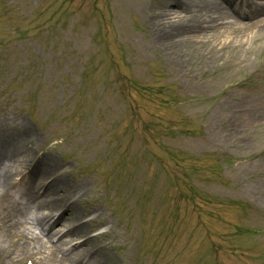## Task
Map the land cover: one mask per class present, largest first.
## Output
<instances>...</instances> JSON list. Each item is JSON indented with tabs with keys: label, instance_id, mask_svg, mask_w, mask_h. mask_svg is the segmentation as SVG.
Instances as JSON below:
<instances>
[{
	"label": "rangeland",
	"instance_id": "obj_1",
	"mask_svg": "<svg viewBox=\"0 0 264 264\" xmlns=\"http://www.w3.org/2000/svg\"><path fill=\"white\" fill-rule=\"evenodd\" d=\"M0 125V264H264V0H0Z\"/></svg>",
	"mask_w": 264,
	"mask_h": 264
},
{
	"label": "bare ground",
	"instance_id": "obj_2",
	"mask_svg": "<svg viewBox=\"0 0 264 264\" xmlns=\"http://www.w3.org/2000/svg\"><path fill=\"white\" fill-rule=\"evenodd\" d=\"M181 23V22H180ZM2 125H0V129H1ZM5 152V153H4ZM10 149L8 148H4V151L2 149V147L0 148V153H3V155L1 156L0 154V189H2V193L0 194V201L1 199H4L3 196H5V189L7 190V187L9 185V181L13 176V171L15 170V168L17 169L18 167L14 166L16 165V160L14 161V156H16L18 154V149H15L13 152V157L12 154L9 153ZM27 155V151H25L24 155L21 156V161H23V158H25ZM5 157V159H4ZM55 178L53 177V173L51 172V170L49 169H44L43 172L41 173L39 179H37V182L34 184V188L37 189V191L41 190L42 188L45 187H49L51 192H50V196H44L42 201H41V205L45 206L47 208V210H49V213L44 215V216H39L37 218H35V224H41V223H50V224H56L58 223V220L61 219L62 213L59 214L58 216H55L52 214L53 212L57 211V210H61L65 213L69 212V207L68 210H63V207L65 204H60L59 203V192H58V188L60 187L59 184H54ZM33 189V188H32ZM56 194H55V193ZM57 195V196H56ZM60 196V195H59ZM13 209V208H12ZM17 210L14 208L13 211L11 212L10 215V224L12 226L15 225V222H17L19 214H17V216L15 217L14 214ZM67 234H70L67 231ZM81 243H85V241L83 240ZM38 248H42L41 246H37V250H35V253H40L41 249ZM26 252H33L32 248H26L25 249ZM43 250H45L43 248ZM53 251H56L57 248L54 247L52 249ZM53 251H49V253H47L46 255V260L47 261H52L53 264H89V262H91L92 260V256L94 255L93 253L89 252L88 249H86V251L83 253V255H78V257L76 258H70V257H57L55 255V253ZM88 259V262L83 263L84 258ZM97 264H99V261L96 262Z\"/></svg>",
	"mask_w": 264,
	"mask_h": 264
}]
</instances>
